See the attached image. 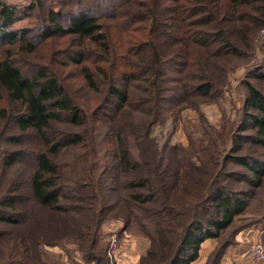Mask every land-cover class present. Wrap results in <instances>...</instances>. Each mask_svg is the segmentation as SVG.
<instances>
[{
    "label": "trees",
    "instance_id": "16d2710c",
    "mask_svg": "<svg viewBox=\"0 0 264 264\" xmlns=\"http://www.w3.org/2000/svg\"><path fill=\"white\" fill-rule=\"evenodd\" d=\"M19 1L0 0V119L36 136L40 148L28 180L0 191V264H108L103 225L116 208L124 230L139 229L151 241L148 256L162 264H192L203 242L230 231L212 255L218 264L236 218H264V161L241 155L244 144L264 149V93L253 82H264V63L246 72L229 139L209 135L207 121L206 138L189 135L186 147H160L152 133L218 97L228 85L225 64L248 57L264 29V0ZM31 14L36 27H15ZM53 38L68 45L61 56L29 62ZM9 154L12 171L24 152ZM237 177L247 190L224 182ZM39 211L60 223L45 228ZM174 228L180 243L156 247Z\"/></svg>",
    "mask_w": 264,
    "mask_h": 264
},
{
    "label": "rangeland",
    "instance_id": "374dc122",
    "mask_svg": "<svg viewBox=\"0 0 264 264\" xmlns=\"http://www.w3.org/2000/svg\"><path fill=\"white\" fill-rule=\"evenodd\" d=\"M24 1L20 0V4L24 5ZM54 7H57V4H54ZM37 15V14H36ZM104 21V20H103ZM40 22L36 19L33 14L29 18H25L19 20V22L15 25L16 28L22 27H36ZM53 41V45L50 46V42ZM68 45L64 42L63 39L53 38L50 40L48 44L40 45L38 51L34 53V56H29V62L34 64H48L50 59L53 56L60 55L61 51H64ZM40 49V50H39ZM64 53V52H63ZM61 56V55H60ZM35 57V58H34ZM28 59V58H25ZM31 59V60H30ZM62 59V58H59ZM231 61L229 64H225L229 69L228 76V85L223 87V91L218 95L217 98L209 100L206 99L201 104V107L198 110L188 109L181 113V115L177 118V120H168L164 124L157 125L153 130V137L157 139V143L160 147H163L167 142H169L172 146H188L189 145V135L193 137V140L197 142L203 138H206L205 126L203 121H207L210 127L213 128V131L208 132L209 135L213 134L216 140L220 139H229V135L236 132L238 126L240 125V117L242 116V107L245 101V97L247 95L246 89L244 87V80L247 79L246 72L252 66H257L264 63V29L260 30L253 39L252 42V51L250 52L248 57H240V58H230ZM221 65V64H220ZM66 71H70L66 69ZM256 86L264 93V82L261 81H253ZM89 97H91L89 95ZM84 99V98H81ZM90 99V98H87ZM3 104L4 107L8 108L6 102ZM11 120V119H10ZM244 134H252L250 130L246 131ZM15 137L21 140L20 143H11L9 139ZM209 139V138H208ZM38 142V138L32 134H21L18 132L17 128H15L14 124L10 125L9 123L6 125V122L0 119V191L10 183L13 179L18 181H26L29 178L31 170L36 167V150L40 148ZM231 146V143H230ZM245 150L241 153V155H248L251 152V155L261 159L264 161V149L254 147L251 144H244ZM36 149V150H35ZM230 147L228 146L227 150L223 151L226 156L230 153ZM19 150L24 152V155L18 159V163L15 166V170H6L5 163L9 158V153L12 151ZM250 151V153H249ZM134 153V152H133ZM230 155V154H229ZM137 156V155H136ZM138 158V157H137ZM69 158L65 159L63 163H68ZM231 171H237L239 173L248 174L242 167L230 163L228 166ZM188 182L192 184V179L188 178ZM226 185L230 186L234 191H244L248 189V186L245 185L242 181V178H235L234 181L227 182L224 180ZM264 190V189H263ZM132 191H128L127 193H131ZM261 192V190L259 191ZM125 192H121L120 195ZM170 194V192H169ZM262 194H260L261 197ZM175 203H179V198L174 199ZM120 207L125 205V202L119 201ZM118 204V205H119ZM256 205V204H255ZM118 208H116L107 218L103 225V232L106 236V240H102V245L106 248V257L108 258V264H122V260L125 254V251L129 248L130 241L136 242V246L141 253L140 257L135 260H131V255L128 256L127 264H161L164 262L161 257H159L156 261L151 259V256H148V251L152 248L151 241L144 237L142 232L139 229L135 228H127L124 230V222L121 219H117L114 215L117 213ZM192 213H195L194 211ZM184 213L185 222L189 221L192 217V214L189 215ZM188 216V217H186ZM209 216V214H208ZM205 216L202 218V222L206 223ZM41 220V225L45 228L49 226H53L56 223H60L54 216H50L43 211H39L37 214V221ZM36 221V222H37ZM62 221V220H61ZM119 221L123 224L122 232L120 234V247L122 250V256L113 262L110 258L108 251L110 248V243L108 240V234L106 233L107 227L110 223ZM179 222L182 219L178 220ZM177 225V223H175ZM60 230H63L62 228ZM74 230V229H73ZM179 229L174 228L173 233H164L163 236H159L156 242V247L158 244L168 243L167 251L172 248L173 243H178V237L181 239V234H177ZM179 235V236H178ZM230 231L225 233L221 241H219V247L221 244L229 237ZM178 236V237H177ZM136 241H135V240ZM263 244L264 242L261 241ZM180 243V242H179ZM70 249L77 248L76 245L70 244ZM61 250L56 248L54 250L55 253H59ZM80 259V255L77 254ZM127 258V256H125ZM208 264H214V260L212 257L209 258ZM79 262L78 260H76ZM81 263V262H79ZM81 264H93V263H81ZM123 264H126L125 262Z\"/></svg>",
    "mask_w": 264,
    "mask_h": 264
},
{
    "label": "crops",
    "instance_id": "0c3cea01",
    "mask_svg": "<svg viewBox=\"0 0 264 264\" xmlns=\"http://www.w3.org/2000/svg\"><path fill=\"white\" fill-rule=\"evenodd\" d=\"M259 219L256 214H246L236 218V225L239 230L235 232L228 242L223 246L224 255L219 259L218 264H262L255 263L250 257L253 246L264 242V218ZM135 240V239H134ZM136 241V240H135ZM129 248L122 257V264L128 263V256L131 260L138 259L142 252L136 246V242L130 241ZM218 239H208L202 243L199 257L192 264H208L216 248L219 246ZM127 256V258H125Z\"/></svg>",
    "mask_w": 264,
    "mask_h": 264
},
{
    "label": "built area",
    "instance_id": "2783aa9c",
    "mask_svg": "<svg viewBox=\"0 0 264 264\" xmlns=\"http://www.w3.org/2000/svg\"><path fill=\"white\" fill-rule=\"evenodd\" d=\"M122 228L123 224L119 221H115L110 223L106 230V233L108 234L107 238L110 243L108 254L113 262H116L118 256L119 258L122 256V250L119 244ZM250 257L255 263L264 264V244L261 241L253 246Z\"/></svg>",
    "mask_w": 264,
    "mask_h": 264
}]
</instances>
